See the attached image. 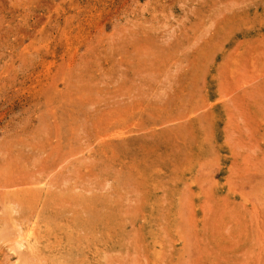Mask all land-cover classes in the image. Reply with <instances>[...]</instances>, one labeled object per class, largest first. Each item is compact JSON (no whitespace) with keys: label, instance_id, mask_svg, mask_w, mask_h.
<instances>
[{"label":"rangeland","instance_id":"1","mask_svg":"<svg viewBox=\"0 0 264 264\" xmlns=\"http://www.w3.org/2000/svg\"><path fill=\"white\" fill-rule=\"evenodd\" d=\"M0 264H264V0H0Z\"/></svg>","mask_w":264,"mask_h":264},{"label":"bare ground","instance_id":"2","mask_svg":"<svg viewBox=\"0 0 264 264\" xmlns=\"http://www.w3.org/2000/svg\"><path fill=\"white\" fill-rule=\"evenodd\" d=\"M32 201V200H31ZM34 216V215H33ZM30 235H34V233L32 232V234H30ZM28 236V235H27ZM30 239H28L27 240V244H28V246H27V248H31V247H33L32 245H31V241H29ZM25 241V240H24ZM24 241H17V247L14 249L15 250V252H17V253H19L18 254V256L19 255H21L22 254V252H21V249L22 248H24V246H25V242ZM25 243V244H24ZM34 245V244H33ZM26 247V246H25ZM18 259V258H17Z\"/></svg>","mask_w":264,"mask_h":264}]
</instances>
